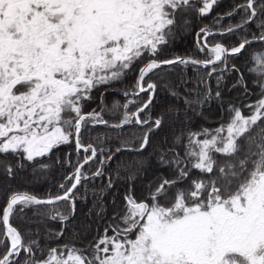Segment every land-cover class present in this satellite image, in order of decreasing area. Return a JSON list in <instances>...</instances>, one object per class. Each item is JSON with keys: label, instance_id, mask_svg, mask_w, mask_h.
Returning <instances> with one entry per match:
<instances>
[{"label": "snow or ice", "instance_id": "obj_1", "mask_svg": "<svg viewBox=\"0 0 264 264\" xmlns=\"http://www.w3.org/2000/svg\"><path fill=\"white\" fill-rule=\"evenodd\" d=\"M218 2L0 0V177L10 182L30 169L31 180L25 183H37L55 166L53 150L74 144L78 157L84 153L74 166L71 153L63 162L56 158L55 164L72 171L55 194L6 186L0 206V264H264V49L254 50L252 66L246 65L256 93L228 59L253 43H264V0L234 4L215 18L217 32L202 26L196 46L208 53L205 59L159 58L177 33L188 30L190 13L207 16ZM236 15L238 23L220 24ZM234 33H243L235 44H208L210 36ZM176 65L210 70L197 72L192 88L183 76L162 84L146 79ZM132 72L133 85L121 91L125 102L116 100L109 107L105 92ZM226 72L237 73L227 88L242 90L236 99L224 96ZM214 74L215 89L209 83ZM101 87L105 92L89 110L97 99L93 92ZM159 89L178 103L142 118ZM143 93L148 98L140 103L136 98ZM253 95L256 100L244 103ZM213 101L221 115L209 120L205 109ZM131 105L139 106L130 112ZM197 120L217 126H196ZM133 123L143 129L134 143L121 138ZM98 125L109 130L94 137L101 147L83 143L82 131ZM105 139L119 140L120 146L106 150ZM124 151L132 155L117 162L93 193L89 215L95 211L103 231L97 228L90 240L73 232L72 242L58 243L75 215L82 181L104 177L107 165ZM98 156L99 166L89 177L85 166ZM62 202H67V212L57 207ZM29 207L38 218L58 221L60 229L22 233L12 217L17 208L23 213Z\"/></svg>", "mask_w": 264, "mask_h": 264}, {"label": "trees", "instance_id": "obj_2", "mask_svg": "<svg viewBox=\"0 0 264 264\" xmlns=\"http://www.w3.org/2000/svg\"><path fill=\"white\" fill-rule=\"evenodd\" d=\"M243 0H219L218 4L214 6L211 13L204 17H197V15L193 12L189 14V22L190 26L187 31L183 33H177L176 38L173 42H171L167 47L163 48L162 52L160 53V59H166L169 57H173L176 55L180 56H186V55H193L199 59H205L208 55L207 52L201 53L197 50L196 46V40L197 35L196 33L199 31V29L202 26L208 25L213 32H217L218 29L214 25V20L218 15H222L228 11H230L234 4L242 3ZM240 19L239 15H236L232 18H225L222 21H220V24L227 26L228 24H235L238 23ZM254 30V28H253ZM243 33H234L232 35H213L208 37V44L211 46L215 42H221L225 45H231L238 42V36H241ZM264 49V43L256 42L253 43L251 46L246 47V49L240 54L238 57H229V61L231 64H235L239 69L240 72H243L245 74V79L249 82V88L252 92L256 93L259 92L258 88H255L252 86L251 81L253 80V76L249 75L246 71V65L248 67L252 66L251 61L249 60L250 54L255 50H262ZM217 69L222 67V65L217 64L215 65ZM210 69H195L191 65L184 67L180 65L173 66L171 68L165 67L160 70L159 76L150 74V76L146 79H152L158 84H162L167 81H178V78L183 76L186 78L189 83L187 85L188 88L194 87V82L196 80L197 72H199L201 75L205 74ZM219 74V73H217ZM225 75V88H224V96L225 98H233L236 99L239 97L241 89H233L231 92L227 91L228 86H230L236 79L237 73L231 72V73H224ZM136 78V73L132 72L128 74L122 82H114L113 85L105 92V89L101 87L98 91L93 92V96L96 97V102L89 105V110L93 107H96V104L99 103V94L100 92H105L104 101L105 104H107L109 107H111L113 101H120L121 104L125 102V97L121 95V91L125 89H129ZM215 79L216 74L212 76V78L209 80L210 85L215 89ZM202 87V86H201ZM184 89L181 88V92H183ZM147 93L141 94L138 98L139 102L142 103L143 100L146 98ZM257 99L256 95H253L249 97L248 99L244 100V103H248L250 101H254ZM178 101L176 98L170 96L166 91L163 89H159L156 95V98L153 102V105L150 110H146L145 114H142V118L144 115L147 114L148 111H151L152 115H157L163 108L167 107L170 104H176ZM237 103H239V100H237ZM139 105H131L129 107V111L133 112L136 107ZM206 115H208L209 120H216L220 117V107L217 104V102L213 101L210 107H207L205 109ZM247 114V112L245 113ZM105 119L112 120V117L105 113L104 115ZM204 124L206 127L214 128L217 125L215 123H206L201 120H197L196 126H199L200 124ZM109 131L102 125H98L93 129H85L81 133L82 142L85 144L93 143L98 148L101 147V144L99 142V139H94V137H98V134H103L105 132ZM90 132V134H89ZM124 135L121 137L124 140H127L129 142H135V137L141 136L143 133V129L136 126L134 123L131 126H126L123 129ZM120 146V141L116 139H105L103 147L106 150L114 151L116 147ZM138 146V144L136 145ZM148 151H151V148L148 149ZM71 153L70 159L73 161V166L75 165V161L80 158L82 159L84 156V153L81 151L79 154V157L77 156L75 152V145H62L58 149L53 150L51 153V162L54 163L53 169H51L47 174V179L41 180L37 183H25V180H31L30 175V169L25 171H20L17 174V178L15 180H12L10 182H7L3 179V177H0V206H3L6 198V186L10 184L11 188H15L18 190H28L30 192H34L37 195L43 196L46 192L49 190L52 193H56L58 191L57 185L62 182L63 177L67 175L69 172L72 171V167L64 166L62 167L60 164H55L56 158L59 157L60 161L63 162L65 159V154ZM148 152H145L144 155L146 156ZM132 155V153H129L127 151L119 153L115 160L110 162L106 169H105V176L104 177H98L95 179H87L83 180L81 186L78 187L76 190V212L75 215L70 219L68 222V227L65 229V235L64 237L58 241L60 244H64L66 242H72L73 240V232L80 234L81 236H85L87 239H92V237L96 234L97 228H99L100 232L103 231V222L99 221L95 215V211L92 212L91 215H89V209L93 208V202L96 200V196L93 194L94 192H98L103 184L106 183L105 177L108 175L109 172H111L113 169H115L117 162L127 159ZM4 157L0 156V159ZM7 159L11 160L13 163H15V158L9 154L7 156ZM45 162H49L48 158H43ZM100 157L98 156L97 159L90 164L85 166L84 171L88 173L89 177H91V174L96 171L97 167L99 166ZM194 174H196L194 172ZM42 175V174H41ZM140 189L137 187L136 194L139 195ZM112 193L109 192L108 195L104 197L105 202L107 203L110 200ZM62 211L67 212L68 211V205L67 202H62L60 205L57 206ZM34 208L29 207L25 208L23 213L20 212V209H16V213L12 217V223L14 226H16L22 233H27L29 230L35 232L37 229L41 233V235L44 233L46 228H51L55 230H59L61 227V224L58 221H51L47 218H38L33 215ZM108 215H111V208H109ZM111 234V233H109ZM34 238V237H33ZM79 243V242H77ZM0 251H3V249H0Z\"/></svg>", "mask_w": 264, "mask_h": 264}, {"label": "water", "instance_id": "obj_3", "mask_svg": "<svg viewBox=\"0 0 264 264\" xmlns=\"http://www.w3.org/2000/svg\"><path fill=\"white\" fill-rule=\"evenodd\" d=\"M169 58H172V57H169ZM169 58H166V59H169ZM147 98H148V94H147L146 98L143 100V102L146 101ZM143 102H142V103H143ZM133 111H135V109H134Z\"/></svg>", "mask_w": 264, "mask_h": 264}]
</instances>
